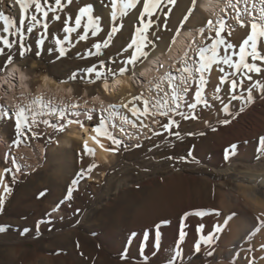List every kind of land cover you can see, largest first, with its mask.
<instances>
[{
    "label": "rangeland",
    "instance_id": "1",
    "mask_svg": "<svg viewBox=\"0 0 264 264\" xmlns=\"http://www.w3.org/2000/svg\"><path fill=\"white\" fill-rule=\"evenodd\" d=\"M82 1L84 4H81ZM82 1L73 0L71 5L65 3L64 11L57 13L61 16L60 21L52 19V14H50L47 21L48 35L43 47L37 46L39 34L43 31L42 27L38 25L32 33H27L26 27L31 21L26 20L25 43L32 50L20 57L18 45H16L11 52L5 49V54L0 55V79L9 75L8 72L12 66L18 67L26 74L24 84H19L15 76L12 80L10 79L12 84L9 93H3L4 83L0 89V178L3 179V183H0V196L4 198V204L0 209V227L6 229V231L0 232V264H96L99 259L101 260L98 262L99 264H170V258L172 264H237L235 260L228 259L222 254H215L211 259L197 257L195 253L185 256L177 241L161 249L153 259H139L144 236L149 230L166 222L181 223L186 221L188 224L190 221H200L211 214H216V212H219V215L214 216L219 219V222L224 220L223 226L226 219L231 216V220L237 219L239 222L236 229H242L239 234L237 233L236 242L231 246L235 250L229 256L234 258L235 255H240V261L243 264L251 262L254 264V257L255 260L258 259L256 257H259L258 260L264 259V227H261V222L264 221V209H261L260 204L248 200L243 193L249 190L248 187L264 184V150H262L264 144H261V140L258 141L255 146L256 153L252 159H244L234 152L230 154L223 166H217L213 160L217 145L222 141V136L216 130L225 119H230L234 112H240V108L247 107L246 104L242 105L243 107L234 105L232 110L229 109L231 115L224 112L219 119L222 123L218 124L214 117L223 109L224 104L218 103V100H212L214 87L208 84L205 98L212 104V107L197 106L194 110L197 119L185 120L180 116L173 115L179 126L172 128L171 131L174 133L172 135L164 132L161 127L162 124L167 123L166 117L157 115L147 119L144 117L137 119L132 116L127 109L120 105L127 103L133 96L141 93L145 95V91L142 92L139 87H135V91H124L122 94L110 96L103 89L105 81L102 79L94 83L90 82L95 77L86 75L85 70L93 64L98 67L99 61L104 60L105 69L98 68V70L107 72L110 68L115 72V75H108L107 83L117 77L138 74L137 72L145 61L138 63L134 72L129 71L122 76L119 75V68L128 57L129 52L132 51L129 49V52H124L123 49L135 36L139 13L126 27L123 26L121 32L113 38V43L107 49H102L103 56L80 58L89 49L95 51L92 48L94 42H102V39H106L104 32H101L97 37H93L89 33L87 41L77 42L78 35L82 34V29L78 33L72 34V43L65 44L68 49L65 57L58 58V52L49 51L54 47L57 37L66 35L62 31L64 19L67 16L74 17L78 14L79 8L86 4L93 7L95 16L102 18L101 26L106 31L110 30V0ZM255 2L258 8V0ZM227 3L225 2L217 9V19L223 17L232 26L234 31L230 37H227V40L233 43L238 50L249 29H241L236 24L233 19L235 10L226 8ZM231 3H236L240 9L246 7L245 4H241L240 0H233ZM191 7L192 0H176L174 7L168 5L167 8H164L163 12L171 9L167 30L162 27L164 24L163 12H158L157 16L153 17L161 26L155 31L149 32V38L157 44L150 56L160 52V57L155 64L157 71L158 69L160 71L162 63H166L161 51L171 43L174 32L178 30L182 22L183 14L188 13ZM196 8L200 9L199 0H196ZM106 11L110 16L106 15ZM0 12L15 20L19 27V20L23 16L15 0H2ZM28 15H31V10ZM204 15L206 19L212 20L208 13L205 12ZM202 27L206 28V25ZM200 29L201 27L199 29L191 28L190 32H192L191 36L198 35V38L202 40L200 39L197 43L195 40H187L181 56L179 52L177 54L180 57L176 55L173 58H176L175 60L171 59L168 64L166 63L167 70L185 52L192 55L193 49L208 44L210 41L208 36L213 33L206 31L205 35L201 36ZM0 35H7L3 33L2 21H0ZM8 38L11 41L17 39L13 36ZM0 47L3 45L0 44ZM221 54H223L222 49ZM8 55L13 57V63L4 67ZM225 69L224 75L232 71L226 66ZM41 75L47 76L56 84L72 89V94L68 97H51L41 94L46 101L52 100V105H55L58 111H64V118L61 119L59 115L57 120L51 119L50 124L55 127H49L42 122L46 119L44 116L48 108L43 109L45 114L38 117L41 123L34 128L39 136L32 138L29 133L28 138L23 140L19 147H14L13 141L16 139V133L13 112L16 110L15 106L28 104L34 98L41 97L40 94H37V89L35 90ZM252 76L253 79L257 77L255 73ZM138 80L141 79L138 78ZM152 82L155 83V79ZM252 82L245 80L244 86L247 83L252 84ZM138 84L140 83L138 82ZM220 87L219 95L224 103H227L231 97L228 86L225 84ZM248 89L252 91L253 87L249 85L247 91L243 89V92L248 93ZM152 93L149 95L155 97L154 90ZM8 94H12L11 104L7 103ZM96 97L103 99L107 106L95 110L96 106L91 105L89 101ZM84 103L88 105L84 106ZM135 103L142 107L139 102ZM73 104L78 105L79 108H87L80 109L78 115L70 116L66 109L68 110ZM9 105H11L9 114L13 118L6 115ZM111 105L117 106L114 111L118 113V116L109 121V130L121 141V144L119 149L113 153L108 151L114 147L111 141L101 136V139H106L105 148L109 163H104L101 159H94L96 164H91L87 161V156L91 158L94 156L84 152L82 145L84 136L80 134V124L93 129L98 125L100 116L107 115L102 109H107ZM89 108L94 110L93 113L91 112L92 120L87 119L86 114L89 112ZM190 111L187 110L185 113ZM120 114L127 116L136 124V127L126 125L130 128L117 131L118 133L113 131L111 125H119ZM206 119H210L208 125L201 127L200 124ZM76 120H79L80 123H69V121ZM141 120H143V124H141ZM154 120L159 123H154ZM59 128H63V130L58 131ZM154 132H163V135H153ZM137 144L140 147H137ZM189 153L191 154L189 155ZM90 165H97V167L91 173L86 174L84 178L79 179L77 190L73 192V198L70 201L66 200L67 189L72 180L77 179L81 171L86 170ZM17 167L20 172H16ZM6 168L12 169V172L5 174ZM13 176L15 182H13ZM90 177H94L95 180L89 182ZM4 184L11 187V194H4ZM260 198L262 197L260 196ZM57 205H59L58 210L53 212V208ZM183 208L186 211H183ZM197 210H203L207 214L202 219L191 214L186 216V214L194 213ZM231 220H228L226 226L222 227L223 232L221 231L219 234V241L222 242L226 238L230 240L229 237L235 230L228 227ZM38 224L39 228L37 229ZM25 229L28 231L25 232ZM136 233H138V238L131 246L130 241ZM189 234L190 232L186 230L185 241L193 243L191 234ZM177 246L181 253L179 258L175 256ZM228 248L230 249V246L225 248V252L228 251ZM240 251L243 253L241 254ZM92 252L93 256L90 258L88 254H92Z\"/></svg>",
    "mask_w": 264,
    "mask_h": 264
},
{
    "label": "snow or ice",
    "instance_id": "2",
    "mask_svg": "<svg viewBox=\"0 0 264 264\" xmlns=\"http://www.w3.org/2000/svg\"><path fill=\"white\" fill-rule=\"evenodd\" d=\"M2 2V0H0ZM244 4L247 5L248 0H243ZM15 3L19 5L20 11L23 18L19 20V27H17L16 21L11 19L8 15H5L3 12H0V21L3 22V33L7 35H0V44L3 47H0V55L5 54V49L11 52L12 48L18 45L19 56L23 57L26 52H30L32 49L30 46L26 45V32L32 33L34 29L39 25L42 27L43 31L40 32V38L37 40V46L43 47L45 39L48 35V19L50 14H52V19L57 21L61 20V16L57 13L64 11L65 3L71 5L73 0H15ZM259 8L257 9V4L254 0V3L251 8L245 7L240 9L236 3H231L229 0L226 8H231L235 10V15L233 19L240 28L249 29L246 34V38L242 40V43L239 45L238 50L236 46L228 42L227 37L232 35L234 29L229 24V22L220 17L215 21L209 19L206 22V28L201 27L199 30L200 35L204 36L206 31L209 33H214V35L208 36V40L211 41L210 44L205 46H198L192 50V55L188 52H185L183 56L176 61L175 64L170 65L169 70H165L162 75L155 78V83L149 81L148 91L149 93L155 91L156 95L146 97L144 93L140 95L133 96L131 100L127 103H122L120 107L127 109L132 116L140 119L144 117H155L157 115L166 117L167 123L161 125L164 132H167L169 135H172V128L178 127V122L173 118V115L180 116L183 119H197L198 117L195 114V109L197 106H202L204 108H211L212 104L209 103L208 99L205 98V90L209 84L208 74H210L214 66L219 70V73H225V66L232 71L221 75L219 77V85L214 86V95L212 96L213 101H221L224 104L223 111L226 114L229 113V106L227 103H224L222 97L219 95L222 85L227 84L228 91L231 93V100H241L244 99L246 103L252 102L251 89H248L247 97H244L240 93V89L244 88V81H252V74L255 73L257 76L264 74V0H258ZM141 4V0H110L111 5V27L110 30L105 31L101 26L102 18L95 16L93 14V7L90 5H85L80 7L78 14L73 16H67L63 21V37H57L55 39V45L49 51L58 52V58L65 57L68 53V49L65 47L66 43H72V34L78 33L81 29L82 34L78 35V41H87L89 33L93 37H97L101 32H104L106 39H102V42H94L92 48L95 49L93 52L91 49L85 55H82L81 59H87L89 57H100L104 55L102 49H107L112 43L113 38L121 32L123 28L122 23H118V20H122L124 17H127L129 12L136 9L138 5ZM176 4V0H143L142 10L138 15V26L135 29V36L131 39V42L123 49L124 52H129V49L132 51L129 52L128 57L122 62V65L119 68V75H124L129 71L135 70V67L138 63H142L149 59L151 52L157 47L156 42L153 39L149 38V32L155 31L158 27H161L157 24V20H154L153 17H156L158 12H163L164 8H167L168 5L173 7ZM196 0H192V7L188 10V13L183 17L179 29H183L184 23H186L193 11L195 10ZM31 10V15L28 13ZM224 11L225 9H221ZM171 9L167 12H163L164 15V24L162 25L163 29L167 30L168 28V18ZM255 13V14H253ZM30 20L31 23L27 25L25 32V22ZM11 30V31H10ZM179 35V30L174 32V36ZM13 36L17 37L15 41H11L8 37ZM175 43V39L171 41ZM221 49L223 54H221ZM251 61V62H249ZM259 62V63H257ZM13 63V57L11 55L7 56L4 67L11 65ZM115 63V61H113ZM106 63L104 60L99 61V66L93 64L91 67H88L85 70V74L88 76L95 77L94 80L90 82L94 83L99 80H104L105 90L108 88L107 77L108 75H115L113 69H108L107 72L98 70L105 69ZM161 68L164 67L163 64L160 65ZM174 70V71H173ZM75 79V77H73ZM195 85V88H193ZM260 86L264 88V85H253ZM189 93H192L191 98H189ZM139 102L142 107L138 106ZM53 104L52 100H45L42 96L36 97L31 100L28 104L25 105H16L15 112L13 114L15 119V133L16 139L13 141L14 147H19L23 140L28 138V134L32 135V138H37L39 136L38 132L34 131V128L38 127L41 121L38 117H42L45 113L43 109L48 108L50 114H54L56 109L50 107ZM191 111L185 113L181 111L182 105H185ZM131 105V107H130ZM73 109L78 108L76 104L71 105ZM116 105H111L107 109H103L107 115H101L98 121V125L92 129L95 135L92 137L94 141L99 143L97 137H104L111 141L114 146L108 151L113 153L119 149L121 141L113 136L112 132L109 130V121L115 119L118 116V113L114 111ZM240 112H243L244 109L240 108ZM78 115V113H76ZM60 118H64V111L59 112ZM88 120H92L93 116L91 110L86 114ZM10 116L9 118H13ZM233 118H235L233 116ZM119 120L121 124L131 125L133 128L136 127V124L129 120L127 116L122 114L119 115ZM44 124L49 127H55L53 124H50L48 120L42 121ZM154 123H159V121L154 120ZM231 121L225 119L224 124H229ZM69 123H80L79 120L69 121ZM143 124V120H141ZM83 127V124H80ZM116 125H111L115 127ZM147 127V125H144ZM62 131L63 128L57 129ZM124 131L123 128L120 129ZM215 131V129H213ZM178 135V133H175ZM153 135H163V132H154ZM151 139V137H149ZM261 144H264V138H261ZM103 148V145H100ZM137 147H140L137 144ZM235 147V146H233ZM264 150V149H262ZM85 154L94 155L91 149L88 148L87 144L84 146ZM191 153H189L190 155ZM171 159V157H169ZM15 164V161H13ZM97 165H90L86 170H82L77 179H73L71 185L67 189L66 200H71L73 198V192L77 190V185L80 178H84L86 174L91 173ZM5 174L11 173L12 169L6 168L4 170ZM16 172H20L19 167L16 168ZM13 182H15V177L13 176ZM0 183H3V179L0 178ZM3 191L5 195L11 194V187L7 184L3 185ZM44 195V193H41ZM4 204L3 196H0V209ZM59 205L53 208V212L57 211ZM195 215L201 219L207 214L203 210H197L194 213H189L187 215ZM51 215V213H49ZM216 215H219V212H216ZM186 218V217H185ZM232 217L229 216L228 220H231ZM50 222V221H49ZM261 227H264V221L261 222ZM39 224L37 225V229ZM204 225L201 224L198 227V231L202 233L201 240L206 244H211L215 238V233H208L203 235ZM6 229L0 227V232H4ZM25 232L28 229L24 230ZM222 228L220 226L215 227V232H221ZM259 231V229H257ZM158 235V233H157ZM185 232L181 230L180 240L183 241ZM201 245L196 244L195 248L198 252ZM181 255L179 251V246H177V251L175 256L179 258ZM208 255H212V252H209ZM170 264L171 258H170Z\"/></svg>",
    "mask_w": 264,
    "mask_h": 264
},
{
    "label": "bare ground",
    "instance_id": "3",
    "mask_svg": "<svg viewBox=\"0 0 264 264\" xmlns=\"http://www.w3.org/2000/svg\"><path fill=\"white\" fill-rule=\"evenodd\" d=\"M231 1H233V0H231ZM240 1H241V4L243 3V5H244L243 0H240ZM142 2H143V0H141V4L138 5L136 9L130 11L128 16L124 17L121 22L118 20V23H122L123 26L126 27L129 24V22L132 20V18L137 13H139V11L142 10ZM225 2H229V0H199L200 9L196 8L193 11L189 20L186 23H184L183 29L178 28L179 35L174 36V38H173V39H175V43L174 44L170 43L168 46L164 47L163 50L161 51L162 55L164 56L163 59H164V61H166L167 64H168V62L171 61V59H173L176 55H178L179 52H180V56H181V52L183 51V49H185L184 47H185V43L187 40H190V41L195 40V42L197 43L201 39V38L200 39L198 38L199 37L198 35H196L194 37L191 36L192 32H190V30H191V28L199 29L200 27L206 25V22L208 21V19L205 18L206 17L204 15L205 12L208 13L209 15H211L212 20L215 21L217 19V14H216L217 9H219V7L222 6ZM252 2H254V0H248L246 7L251 8L250 5ZM81 4H84L83 1ZM76 6H78V5H76ZM186 14H187V12H185L183 14V17ZM106 15H108L107 11H106ZM108 16H110V15H108ZM213 35H214V33H213ZM210 43H211V41L208 42V44H210ZM205 45H207V44H205ZM163 56H161V57H163ZM180 56L178 55V57H180ZM159 57H160V52L154 53L152 56L149 57L148 60L145 61L144 64H142V66L140 67L139 71L137 72L138 74H136V76H124L122 78L117 77V78L113 79L110 83L109 82L107 83L108 84L107 90H105V87H104L105 83H104L103 89L106 91V93L108 95L110 94V96H114V95H117L120 93L122 94V92H124V91H132V90L135 91V87H139L140 91L146 92V94H145L146 97L150 96L149 91L147 89L149 86V81H152L153 79L159 77L160 75L163 74V72L165 70H167V64L162 63L164 65V67L161 68L160 71H159V69L157 71V68H156L157 66L155 67V64H156ZM175 59H173V60H175ZM160 61H162V60H160ZM257 63H259V62H257ZM156 71L158 72V74L156 73ZM8 74H9L8 76H5V77L0 79V89H1L2 83L5 84V90L3 92L4 94L9 93V91L11 89V84H12L11 80L13 79V76L17 77L19 84H22L23 81L25 80V77H26L25 72L16 66H12L10 68ZM157 75H159V76H157ZM221 75H224V73H219V70L217 68H215V66H214L213 71L210 74H208L209 84H211V86H213V87L218 86L219 85V77ZM138 78H140L141 80L137 81ZM263 78H264V74H262V76H257L256 78H254L252 80L253 81L252 84L247 83L248 85L246 84L245 86L247 88H249V85H251L252 87H253V85H264ZM138 82L140 84H138ZM193 88H195V85H193ZM247 88H242V90L240 89L241 90L240 93L244 97H247L248 93L243 92V89H246V91H247ZM36 89H37V94H40V95L45 94L47 96L50 95L51 97H53V96H55V97L56 96H62V97L67 96L68 97L70 94H72L71 88L65 87L61 84H56L55 82H53L50 78H48L45 75L40 76V81H39L38 85L35 87V90ZM152 94H154V93H152ZM251 94H252V102L251 103H246V101L244 99L235 100V101L231 100V98L228 99L227 104L229 106V109H231V110H232V107L234 105L242 106V105L246 104L247 107L244 108L243 112H234L233 116L235 118H233V116H232L229 119L231 121L229 124L223 123L216 130V132L220 136H222V141H221V143H219L217 145V149L215 150V152L213 154V160L217 166H223L227 162L230 154L234 153V152L237 153V155H239L240 157H242L244 159H252L255 156V153H256L255 146L258 143V141H260L261 138H263V135H264V88H262L260 86H255V87H253ZM191 95H192V93H189V98H191ZM62 97H60V98H62ZM7 98H8L7 103L11 104L12 102L10 101V99L12 98V94L11 95L8 94ZM30 100H31V98H30ZM103 101L104 100L101 99L100 97H96V98H92L89 102L91 105L96 106V108H95V110H96V109H101V108L107 106ZM219 102H221V101L218 100V103ZM80 105H82V104H80ZM83 105L87 106L88 104L84 103ZM184 106H186V104L182 105V108ZM50 107H54L56 109L55 105H51ZM86 108H81V107L79 108L78 107L76 109H73L72 107H70L68 110L66 109V111L68 112V115L72 116L76 113H80L79 112L80 109H86ZM10 109H11V105H9L7 110H6L7 116H10V114H9ZM186 109L190 110L186 106V108H183V112L187 111ZM89 110H91L92 113L94 112V110L92 108H89L88 111ZM59 112L60 111H58V108H57L56 112L54 114H50V111L48 109L47 113L44 117L46 118V120L49 121V123H51V121H52L51 119L57 120V118H59ZM13 114H14V112H13ZM223 114H224V111H223V109H221L216 114V116L214 117V118H216L215 121H217L218 124L221 122V120H219V119L223 116ZM209 121H210V119L204 120L200 124V126L205 127L206 125H208ZM130 127H132V126H130ZM130 127H128L124 124H121V122H119V125H116L115 127H113V131L117 132V131H120L121 128L129 129ZM80 134H82L84 136L83 144H82L83 149H84L85 144H87L88 148L91 149L92 152L94 153V155H93L94 158L87 156V161L91 164H94L95 163L94 159H96V160L101 159V160H103L104 163H109V159L107 157V151L105 148V140L106 139H101L100 137H97V139L99 140V143L94 141L92 139V137L95 135V133L92 131V128H89L88 126L81 127ZM120 134H122V133H120ZM140 135H142V134H140ZM132 137H134V136H132ZM100 145H103V148H101ZM233 146H235V147H233ZM90 178L91 179H89V182L95 180L94 177H90ZM248 188H249V190H247L246 192L244 191L243 193L245 195L244 194L243 195L247 196L248 200H251V201L256 202L257 204H260V206L262 207L261 209H264V184H257V185H254V186L248 187ZM260 196L263 199L260 198ZM183 211H186V209L183 208ZM208 212L211 213V211H208ZM214 215L216 216V214L214 213L213 215L211 214L208 217H205L200 221H194V222L190 221V223H188V224L186 223V221H183L181 223L166 222V223L160 224L155 229L149 230L146 233V235L144 236L143 243H142V246L140 249L139 259H141V260L153 259L161 249H164V248L168 247L170 244H172L174 241H177L178 245L180 247H182V252L184 253L185 256H189L192 253H195V254H197L196 255L197 257L201 256L205 259H209V258L211 259V257L214 256L215 254L216 255L222 254V256H226L228 259L235 260L237 264H243L240 261V255H235L234 258L229 256L235 250V248H233V247L231 248V246H232V244H234L236 242L235 240L237 239L236 237L238 236L237 233L239 234L240 231L242 230V229H236L238 227L237 225L239 223L238 220L233 219V220L229 221L228 227H230L231 229H235L234 233L232 234L231 237H229L230 240H227V238H226V240L224 239L221 242V241H219V234L221 232L216 233L215 227L220 226L222 228L226 225L223 226L224 220H221L219 222V219H217ZM201 224L204 225L203 235H207L210 232L215 233V238L211 244H206L201 240L202 233L197 230L199 225H201ZM181 230H183L184 232L186 230H188L190 232L191 237H192L191 239H193V243H189V242L185 241V238L183 239V241L180 240ZM157 233H158V235H157ZM137 238H138V233H136L134 235V237L131 239V241H130L131 246L134 245L135 240ZM196 244L201 245L200 250L198 252L196 251V248H195ZM228 246H230V249L228 248V251L225 252L226 251L225 248L227 249ZM209 252H212V255H208ZM242 253L243 252H241V254ZM88 255L91 258L93 256V252H92V254H88ZM254 256H256V255H254ZM262 257H263V255H262ZM256 258L259 259V257H256ZM253 259H254L253 261H255L254 264H264V259H261V260L256 259L255 260V257ZM100 261L101 260L99 259L98 262H100ZM98 262H96V264H99ZM138 264H149V263H138ZM250 264H253V263L251 262Z\"/></svg>",
    "mask_w": 264,
    "mask_h": 264
}]
</instances>
